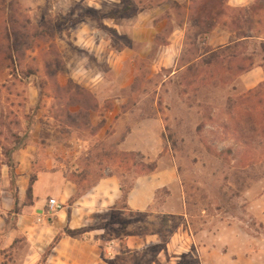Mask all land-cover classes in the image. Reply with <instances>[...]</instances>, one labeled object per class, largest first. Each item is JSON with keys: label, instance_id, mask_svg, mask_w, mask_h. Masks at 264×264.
Wrapping results in <instances>:
<instances>
[{"label": "rangeland", "instance_id": "rangeland-1", "mask_svg": "<svg viewBox=\"0 0 264 264\" xmlns=\"http://www.w3.org/2000/svg\"><path fill=\"white\" fill-rule=\"evenodd\" d=\"M3 1L0 9L13 5L18 23L14 32L0 13V192L17 187L3 176L12 179L3 166L21 143L13 135L32 128L57 148L77 195L108 176L120 179L121 191L134 188L150 176L141 174L143 163H155L156 172L173 166L177 187L160 190L149 210H130L122 194L72 237L96 233L87 237L106 264H264V85L237 106L248 93L240 73L264 66V0ZM142 25L154 29L151 37L135 28ZM181 28L183 52L162 66L161 48L178 46ZM131 31L152 43L132 41ZM244 33L258 40L232 45L225 56L236 58L195 83L187 68L197 50ZM249 108L257 126L247 121ZM126 153L147 162L126 164ZM18 241L6 264H46L50 247Z\"/></svg>", "mask_w": 264, "mask_h": 264}, {"label": "crops", "instance_id": "crops-1", "mask_svg": "<svg viewBox=\"0 0 264 264\" xmlns=\"http://www.w3.org/2000/svg\"><path fill=\"white\" fill-rule=\"evenodd\" d=\"M138 26L135 27L137 30L142 32L145 30L142 34L148 33L150 37L151 34L153 35V28L149 29L142 25L139 29ZM149 26L154 27V24H149ZM155 26L158 27L159 24ZM178 32L182 33L181 37L174 41L178 46L173 44L161 48L163 50L162 66H171L172 57L176 56L177 59L183 52L187 35L182 28ZM158 35L157 32L155 36L158 37ZM128 37L144 46L150 45L153 40L143 38L144 35L136 34V31L128 33ZM238 42L240 40L233 36L231 40L220 45V48H227ZM123 53V60H126L130 52L124 50ZM176 59L174 57V62ZM238 80L246 92L258 89L264 85V66L255 65ZM79 83L85 86L83 81ZM89 90L97 92V89ZM131 136L124 146L129 145ZM13 137L16 140L21 139V143L19 145L16 143L10 151L12 162L16 166L17 187L15 190L5 188L0 192V264H6V255L15 252V243L21 236L27 238L32 249L47 250L65 229L75 231L87 228L92 224L93 219H100L104 212H111L122 198L120 179L117 176H108L100 180L87 194L78 198L69 209L65 207L56 215L49 217L47 215L49 201L55 199L63 206L67 205L76 198L77 185L65 175L54 155L57 148L48 141L43 142L44 138L40 130L32 128L31 131H26L24 134L19 133ZM130 150L143 153L145 151L139 147ZM3 170L9 172L7 164L3 166ZM3 176L7 183L9 179V184H12L13 179L10 180L4 173ZM31 184L33 195L30 202L28 201V190ZM177 185L175 168L171 166L162 172L159 166L155 174L136 180L135 187L128 197L127 206L134 212L144 213L155 204L157 193L160 190L164 188L171 190ZM15 193L18 194L17 199ZM18 208L20 211L16 214ZM95 234L86 233L84 238L64 235L52 250L46 264H106L99 252L98 243L87 237L88 235L96 237Z\"/></svg>", "mask_w": 264, "mask_h": 264}, {"label": "trees", "instance_id": "trees-1", "mask_svg": "<svg viewBox=\"0 0 264 264\" xmlns=\"http://www.w3.org/2000/svg\"><path fill=\"white\" fill-rule=\"evenodd\" d=\"M5 1V0H4ZM3 1V2H4ZM6 2V1H5ZM2 8L0 9V13L7 16V23L8 25L11 26V30H13L15 32V26L17 25L16 23H18L17 20V16H16V12L14 11V9L11 11V9L13 8V5H5L6 3H2ZM11 11V12H10ZM111 18V17H110ZM200 26L202 25H207V18L204 17L203 19V23H199ZM197 25V24H196ZM212 27V26H211ZM212 30V28H211ZM10 30L7 29V32H9ZM235 32V31H234ZM250 32H253V29L250 30ZM11 36V35H9ZM7 36V37H9ZM238 40H240V42L236 43V45L238 44H243L245 42H248L250 40H258L257 36H253L249 33H244L243 35H241L240 38H238ZM231 49L230 47L227 48H219V49H210L205 50V52L203 50H197V55H195V59L193 60V62L189 63V66L187 68L188 70V75L194 76V82L195 83H201L207 81L209 79V77L211 76V73L209 72L210 68H212L214 66V64H221V62L223 63V61L225 62L226 59H230V58H236V54L231 55V57L227 58L225 56V52H227L228 50ZM8 59L12 60V56L8 55V53H5ZM254 65H252V67L250 69H245L243 70L240 75H243L244 73L252 70L254 68ZM230 72V71H228ZM189 76L186 77L184 80L185 82H188L189 80ZM203 80V81H202ZM255 92V90L253 91H249L245 96L242 97L241 102H238V107L242 108L246 105L247 102L251 101V97L253 95V93ZM241 110V109H240ZM247 110V109H246ZM242 111V110H241ZM252 109L249 108V111H247V121L255 126H257V118H254V116L251 113ZM239 115V114H238ZM261 123V121H259V124ZM259 138V137H258ZM251 139V138H250ZM256 139V138H255ZM20 140V139H19ZM11 155V154H10ZM125 160L124 162L126 164H128V162L130 161V159L136 161V159L140 158L142 161H146L147 159L144 155H142L141 153H126L123 155ZM137 164V161H136ZM10 170V174L12 176L13 181H15L17 175H16V166L15 164L10 161L9 164H7ZM139 167V166H138ZM137 167V168H138ZM141 174L143 175H151L153 173L156 172L157 170V165L155 163H143V165H141ZM33 183V181H32ZM134 188H130L128 190H124L122 187V194H123V201L127 204L128 201V197L130 195V193L132 192ZM32 195H33V188H32V184L30 185V188L28 190V201H32ZM84 195V194H83ZM82 195H77L76 198H74L72 201H70V204L72 205L78 198H80ZM15 198H18V194L15 193ZM20 210L16 209V214H18ZM64 235L67 236H75L76 235V231H72L70 229H66L63 233H61L56 240L54 241V243L50 246V249L48 251V255L47 257H49V255L51 254L52 250L55 248V246L58 244V242L63 238ZM19 241H16L15 245L17 246ZM111 264V263H110Z\"/></svg>", "mask_w": 264, "mask_h": 264}, {"label": "built area", "instance_id": "built-area-1", "mask_svg": "<svg viewBox=\"0 0 264 264\" xmlns=\"http://www.w3.org/2000/svg\"><path fill=\"white\" fill-rule=\"evenodd\" d=\"M63 210V205L57 200L51 199L48 203L47 215L52 217Z\"/></svg>", "mask_w": 264, "mask_h": 264}]
</instances>
